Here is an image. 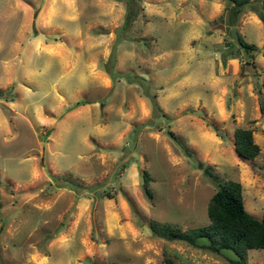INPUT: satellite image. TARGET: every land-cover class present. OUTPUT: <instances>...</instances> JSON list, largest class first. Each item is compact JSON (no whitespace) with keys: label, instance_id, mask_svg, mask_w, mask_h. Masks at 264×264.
Returning a JSON list of instances; mask_svg holds the SVG:
<instances>
[{"label":"rangeland","instance_id":"1","mask_svg":"<svg viewBox=\"0 0 264 264\" xmlns=\"http://www.w3.org/2000/svg\"><path fill=\"white\" fill-rule=\"evenodd\" d=\"M133 4L123 29L125 0H0V264H233L204 238L150 230L207 223L216 183L195 160L238 181L250 215L264 209V2L236 17L250 55L224 0ZM237 126L252 160L233 149Z\"/></svg>","mask_w":264,"mask_h":264},{"label":"trees","instance_id":"2","mask_svg":"<svg viewBox=\"0 0 264 264\" xmlns=\"http://www.w3.org/2000/svg\"><path fill=\"white\" fill-rule=\"evenodd\" d=\"M228 7L226 8V20L228 26H234L236 17L240 13L242 7L252 4L254 1L263 3L264 0H224ZM135 9L133 0H125V14L122 28L126 29L130 20L134 19ZM257 18L260 20L264 34V7L256 12ZM117 30V29H116ZM238 47L250 55L253 45L244 41L241 35L236 31ZM113 60V51H111L108 61ZM264 88V84H263ZM5 92L0 91V98L5 97ZM259 111H264L263 97L258 94ZM156 105L153 106V109ZM212 127L216 135L217 128ZM233 149L239 158L244 160H252L259 153V146L253 140L252 129L247 127H235L232 132ZM187 154L192 152L186 151ZM195 165L201 169L203 174L208 176L216 183L215 191L210 195L206 202L205 212L208 218L206 224L202 226L192 227L181 230L174 229L167 225L157 226L155 223L150 224V230L153 235L166 240H180L192 246L196 245L198 238L206 239L204 248L212 252H219L222 249H229L235 254L233 264H247V251L249 249H264V209L259 217L250 215L244 208L241 197V185L238 181L225 179L216 182L215 177L209 170L208 165H204L201 161L195 160ZM142 194L150 199L152 197L149 189L150 176L147 171L141 172Z\"/></svg>","mask_w":264,"mask_h":264},{"label":"water","instance_id":"3","mask_svg":"<svg viewBox=\"0 0 264 264\" xmlns=\"http://www.w3.org/2000/svg\"><path fill=\"white\" fill-rule=\"evenodd\" d=\"M229 37L234 40L235 43L238 42L235 26H231L229 29Z\"/></svg>","mask_w":264,"mask_h":264},{"label":"crops","instance_id":"4","mask_svg":"<svg viewBox=\"0 0 264 264\" xmlns=\"http://www.w3.org/2000/svg\"><path fill=\"white\" fill-rule=\"evenodd\" d=\"M256 20H257V19H256ZM257 23H258V25L260 26V20H259V19L257 20Z\"/></svg>","mask_w":264,"mask_h":264}]
</instances>
